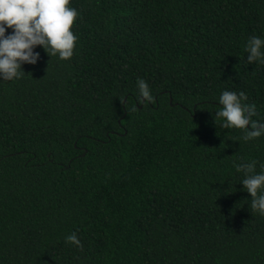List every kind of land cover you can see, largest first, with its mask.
I'll return each instance as SVG.
<instances>
[{
    "label": "trees",
    "instance_id": "trees-1",
    "mask_svg": "<svg viewBox=\"0 0 264 264\" xmlns=\"http://www.w3.org/2000/svg\"><path fill=\"white\" fill-rule=\"evenodd\" d=\"M69 6L71 58L37 45L0 81V264H264V216L234 167L260 170L264 136L221 128L214 100L244 91L264 121V65L245 60L264 0Z\"/></svg>",
    "mask_w": 264,
    "mask_h": 264
},
{
    "label": "clouds",
    "instance_id": "clouds-1",
    "mask_svg": "<svg viewBox=\"0 0 264 264\" xmlns=\"http://www.w3.org/2000/svg\"><path fill=\"white\" fill-rule=\"evenodd\" d=\"M70 0H0V81L18 80L25 72L22 64L35 65L40 53L35 51L39 45L49 56L67 60L73 55L77 35L71 30L79 12L69 6ZM10 29V31H7ZM246 62L264 65V38L250 36L245 44ZM137 101L139 104L153 100L152 91L143 78H137ZM218 110L215 116L219 126L226 129H238L241 139L264 136V121L254 120L257 114L254 103H246L244 91L222 90L218 97ZM237 172L242 173L240 184L250 195V206L259 215L264 216V164L257 162L234 163ZM76 247H82L75 232L65 237Z\"/></svg>",
    "mask_w": 264,
    "mask_h": 264
},
{
    "label": "water",
    "instance_id": "water-1",
    "mask_svg": "<svg viewBox=\"0 0 264 264\" xmlns=\"http://www.w3.org/2000/svg\"><path fill=\"white\" fill-rule=\"evenodd\" d=\"M124 116H125V114H124Z\"/></svg>",
    "mask_w": 264,
    "mask_h": 264
}]
</instances>
